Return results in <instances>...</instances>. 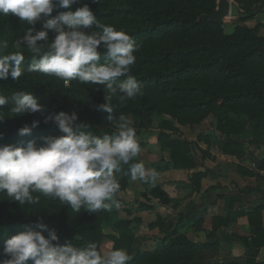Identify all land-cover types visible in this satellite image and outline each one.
Segmentation results:
<instances>
[{
    "label": "trees",
    "instance_id": "trees-1",
    "mask_svg": "<svg viewBox=\"0 0 264 264\" xmlns=\"http://www.w3.org/2000/svg\"><path fill=\"white\" fill-rule=\"evenodd\" d=\"M216 1L80 0L73 6L88 4L101 24L124 30L140 46L128 75L140 82L143 94L123 104L118 97H113L110 102L113 107L112 121L108 119V113L98 110V106L106 102L103 85L84 84L79 80L65 82L52 74L27 71L28 65L34 62L33 54L26 46L17 49L15 42L31 26L11 14L0 15V44L7 43V48H0V54L21 51L25 57L22 64L24 71L19 79L0 81V95L9 101L0 107V117L5 119L0 121V133L3 134L0 144L25 146L31 140L42 144L43 137L61 135L54 122H43L45 117L60 111L76 112L79 117L77 127L87 123V130L97 136L115 131L113 124L120 116L128 120L133 117L131 126L136 130L137 139L152 128L156 116H167L171 121L161 120L158 124V142L169 152V161L161 172L178 169L193 171L198 166L193 142L181 138L177 125H198L220 109L215 137L220 141L224 155L238 156L240 144L237 137L246 131L248 121L236 119L231 114L255 120L257 132L264 137V36L258 34L260 25L253 29L238 25L231 34H227L222 24L201 21L203 15L213 14L217 8ZM235 1L249 11L261 0ZM56 14L54 11L53 16ZM44 19L36 23L37 30L42 29ZM54 36L55 33L49 31V40ZM47 43L38 42L45 50ZM124 79L126 76L119 77L117 82ZM19 91L33 93L43 105V111L23 116L11 112L13 96ZM33 120H40L41 123L30 134L20 135L19 129L26 124L31 125ZM174 134L179 138H174ZM202 140L209 142L206 135H200L198 141ZM135 162L141 161L136 159ZM144 166L149 168L146 164ZM128 167L122 165V171L117 173L120 192L132 182L125 174ZM257 171L264 172V159ZM257 174L248 172L250 177ZM206 176L207 172L192 174L195 192L201 190V182ZM152 193L162 205L172 202L157 183L152 187ZM33 195L40 196L39 204L20 205L11 201L5 193H0V261L7 258L3 251L6 240L28 229L41 230L37 224L42 219L47 225L41 230L43 234L47 236L55 231L60 237V244L85 246L96 242L101 250L103 239H107L113 243V249L128 252L132 257L128 264H220L214 260L219 252L217 241L195 243L175 229L170 236L160 240L153 251L136 249L137 238L128 231L133 221L119 218L118 211L94 213L81 209L80 213H76L57 199L41 193ZM263 211L264 206H260L251 214L238 212V215H247L254 234L250 238L238 236V239L253 247L255 255L264 248ZM134 222L142 224L141 219ZM230 223L228 218L213 217L209 236L216 239L218 231L228 228ZM105 227H111L120 234L105 235ZM166 227L161 218L148 224V229H159L161 233ZM256 227H260L259 230L255 231ZM27 264H32V261ZM246 264L264 262L251 258Z\"/></svg>",
    "mask_w": 264,
    "mask_h": 264
},
{
    "label": "clouds",
    "instance_id": "clouds-1",
    "mask_svg": "<svg viewBox=\"0 0 264 264\" xmlns=\"http://www.w3.org/2000/svg\"><path fill=\"white\" fill-rule=\"evenodd\" d=\"M79 2L0 0V15L11 14L31 26L15 42L17 49L26 46L33 54L34 62L27 71L52 74L65 82L79 80L103 85L106 102L98 110L108 113L112 121L113 97L123 104L143 94L140 82L128 75L140 46L124 30L101 24L88 4L74 8ZM54 11L57 14L53 16ZM41 19L42 29L37 30L35 25ZM49 31L55 33L51 40ZM41 41H48L46 50L38 44ZM0 48H7V43L0 44ZM24 59L21 51L0 54V81L19 79ZM122 76L126 79L117 82ZM13 97L10 111L16 116L43 111L33 93L19 91ZM8 102L7 97L0 95V107ZM78 119L76 112L60 111L45 117L43 122H54L61 135L43 137L42 144L35 140L25 146L0 144V193L20 205L39 204L40 196L33 193H41L76 213L81 209L111 213L122 206L116 198L121 190L117 173L122 171V165L129 166L125 174L131 181L156 186L157 173L146 170L142 162H135L141 148L136 130L125 116L114 122L115 131L103 136L88 131L87 123L77 127ZM40 123L33 120L31 125L20 128L19 134H30ZM37 227L44 230L47 225L40 219ZM41 230L28 229L7 239L3 250L7 258L0 264H27L29 260L32 264H128L132 259L124 249L102 252L96 242L85 246L60 244L55 231L46 236Z\"/></svg>",
    "mask_w": 264,
    "mask_h": 264
},
{
    "label": "rangeland",
    "instance_id": "rangeland-1",
    "mask_svg": "<svg viewBox=\"0 0 264 264\" xmlns=\"http://www.w3.org/2000/svg\"><path fill=\"white\" fill-rule=\"evenodd\" d=\"M230 2V15L222 24L225 33L231 34L238 25L247 26L251 29L260 25L261 28L258 34L264 36V0L255 4L249 11L244 9L243 5L235 0H230ZM217 4L218 1H216V6ZM218 112L220 115V109L219 111H214L207 119L198 125L179 126L175 123L180 129L181 138L193 142V152L198 166L197 169L192 172H207V176L202 180V182L205 181V186L207 188V192L204 195H209V193L217 190L223 193V195H221L222 197H235L240 193L248 198H258L262 195L260 191L257 192L255 189L264 187V172L257 171L261 161L264 159V137L257 132V123L255 120H249L246 116H234L231 114V116L236 119L247 120L248 127L243 135L237 137L240 144V147L237 149L238 156L224 155L222 153V145L215 137L217 133L215 128L218 123ZM161 120L171 121L170 117L167 116H156L154 118L152 128L144 131L138 139L141 151L136 159L149 166L146 170H154L157 173V184L159 183V179H161L163 185L169 188L176 184L170 179L172 178L170 177L171 175L167 174V172H164L166 174L162 175L163 172H161L162 167L169 161V152L158 142V124ZM129 121L134 123L133 117H129ZM200 135H206L209 142L206 143L203 140L198 141ZM173 137L179 138L177 134H174ZM237 168L241 177L256 178L254 181H249L248 185L241 188L236 182V179L233 178L234 176L239 178V174L235 172ZM199 169L201 171H199ZM248 172H258V174L254 177H250L248 176ZM232 173L234 175H232ZM192 174L189 175L192 192L187 198L186 205H183L181 201H179L178 204L170 202L168 205H162L152 193V186L139 180L132 181L126 190L117 194L116 198L122 205L121 209L118 211L119 218L133 221L128 231L137 238L136 249L140 248L141 250L153 251L160 243V240L172 232L174 224L178 221L184 224L187 223L186 226L183 224V226L180 227L182 233H191L193 231H189L188 228L191 227L192 230L196 228V226L194 227L195 222L192 223L193 225H189L190 221L188 222L185 220V217L187 218L191 213L190 205L195 202L193 200V195L197 193L194 191V186L191 182ZM181 178L187 179V175ZM179 187H182V183H179L177 187L175 186L176 189ZM169 190L172 192V189L169 188ZM213 195L214 197L216 196L215 193ZM147 207H150V209H146ZM211 207H213V205ZM227 209L228 204H226L224 210ZM157 218H161L167 226L163 233L160 232V235H155V232L159 231V229H148V224L155 222ZM136 219H141L142 224H136L134 222ZM104 234L118 235L120 232L115 231L111 227H105ZM109 250H113V243L107 239H103L101 251L106 253Z\"/></svg>",
    "mask_w": 264,
    "mask_h": 264
},
{
    "label": "crops",
    "instance_id": "crops-1",
    "mask_svg": "<svg viewBox=\"0 0 264 264\" xmlns=\"http://www.w3.org/2000/svg\"><path fill=\"white\" fill-rule=\"evenodd\" d=\"M199 171L201 170L199 169ZM162 172V175L166 174L164 172H167V174L171 175L170 177L172 178L170 179L176 185H172L171 187H169L170 189H172L171 192L169 188L163 185L161 179H159V187H161V189H163L167 193L172 202L178 204L179 201H181L183 205H186L187 198L192 192L189 175H191L193 172L181 169L168 170ZM235 172L238 173V168L235 169ZM184 175H187V179L181 178L184 177ZM232 175L234 174L232 173ZM238 177L239 178L234 176L233 178L236 179V182L241 188H243V186L245 185H248L249 181H254V179L256 178H244L241 177L240 174L238 175ZM179 183H182V187L176 189L175 186L177 187ZM206 190L207 188L205 186V181H203L201 185V190L193 195V200L195 202L190 205L191 213L189 212L190 214L187 218L185 217V220H187L188 222L190 221L189 225H193L192 223L195 222L194 227L196 226V228L192 230L190 227L188 228V230L193 232L184 233L188 237V239L195 243H211L212 241H217L219 243V252L214 260L220 264H246V262L251 258H255L257 262H264V248L261 249L257 255H255L253 247L246 246L240 239H238V236L250 238L254 235L252 233V228L249 224L247 215H238V212H245L246 214H251L256 208L264 206V187H259L258 189H255V191L257 192L260 191L262 195L258 198H248L247 196L245 197L240 193H238L235 197H222L221 195H223V193L217 190H214L212 193H209V195H204L207 192ZM214 193L216 195V198L213 195ZM226 204H228V209L224 210ZM212 205L213 207H211ZM215 216L228 218L231 220V223L228 228H223L218 231L216 239H212L209 234L212 231V218ZM199 221H202V223H199ZM262 222L264 228V211L262 213ZM183 224L184 223H180L179 221L175 223L172 228V232L175 229L180 230V227L183 226ZM186 224H184V226H186ZM259 228L260 227H256L254 230L257 231L259 230ZM172 232H167L170 233L167 234V236H170ZM155 235H160V231L155 232Z\"/></svg>",
    "mask_w": 264,
    "mask_h": 264
},
{
    "label": "water",
    "instance_id": "water-1",
    "mask_svg": "<svg viewBox=\"0 0 264 264\" xmlns=\"http://www.w3.org/2000/svg\"><path fill=\"white\" fill-rule=\"evenodd\" d=\"M217 9L211 15H203L200 17L201 21L212 24H223L225 19L229 17L231 12L230 0H217Z\"/></svg>",
    "mask_w": 264,
    "mask_h": 264
}]
</instances>
